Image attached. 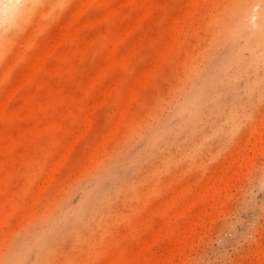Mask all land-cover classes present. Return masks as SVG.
Masks as SVG:
<instances>
[{
  "label": "rangeland",
  "instance_id": "1",
  "mask_svg": "<svg viewBox=\"0 0 264 264\" xmlns=\"http://www.w3.org/2000/svg\"><path fill=\"white\" fill-rule=\"evenodd\" d=\"M89 1L8 38L0 264H264V58L210 83L235 0Z\"/></svg>",
  "mask_w": 264,
  "mask_h": 264
},
{
  "label": "bare ground",
  "instance_id": "2",
  "mask_svg": "<svg viewBox=\"0 0 264 264\" xmlns=\"http://www.w3.org/2000/svg\"><path fill=\"white\" fill-rule=\"evenodd\" d=\"M48 0H45V2ZM85 1V0H84ZM243 1V2H242ZM249 1L251 2V0H235L234 1V9H233V13L232 16L230 15V18L228 19V21L226 23L229 24V33L227 35V40H229L230 44H231V48L232 51L236 48V40L239 37V35L244 31L247 32L248 36L247 39L244 43V45L240 48H236L235 52L232 54H229L227 62L226 59L221 62L218 61L217 64L219 65V70L218 73L219 74H215L216 76H214V78H211V82L210 83H216L217 79L222 78L223 74L228 75L229 72V68L232 66H236V67H240V65H242L243 63V59H242V50H248L252 53L253 59L251 60V62L256 59L255 54L257 52L260 53V57L264 58V11L260 12V13H256V11L258 10V6L255 9V13L253 12L252 6L250 5ZM87 2V1H86ZM92 2L91 0L89 1V3ZM263 4H264V0H262ZM86 4V3H85ZM244 5V9L242 10L240 5ZM232 5V4H231ZM261 5V4H260ZM47 6H49L47 4ZM45 6V8L47 7ZM240 8H239V7ZM262 6V5H261ZM5 11L8 10V6L5 5ZM43 7H41L42 9ZM243 8V6H242ZM48 9V8H47ZM46 9V10H47ZM262 9V8H261ZM40 10V9H39ZM45 10V11H46ZM225 10V9H224ZM42 11V10H40ZM44 11V12H45ZM47 12V11H46ZM76 12V11H75ZM258 12V11H257ZM42 13V12H41ZM82 13V11H81ZM40 14V13H39ZM45 14V13H43ZM83 14V13H82ZM230 14V13H229ZM38 15V14H37ZM228 15V14H227ZM227 18V17H226ZM36 19H41L40 16ZM256 19V21H254ZM35 20V21H38ZM42 20V19H41ZM40 22V20H39ZM38 22V23H39ZM222 22V21H220ZM42 23V21L40 22ZM225 23V24H226ZM35 24V23H34ZM36 25V24H35ZM40 25V24H39ZM223 25V24H222ZM35 27V26H33ZM37 27V26H36ZM40 27V26H39ZM39 27L37 28V30L39 31ZM219 27V26H218ZM228 27V26H226ZM79 30V28L77 29V31ZM73 34V33H72ZM27 36V35H25ZM28 37V36H27ZM71 37V36H70ZM33 38V37H32ZM22 40V39H21ZM26 41V40H25ZM34 42V41H33ZM20 43V42H19ZM23 42H21L22 44ZM20 44V45H21ZM229 44V45H230ZM23 47V46H22ZM21 47V48H22ZM18 50V49H17ZM16 50V51H17ZM51 49H49L50 52ZM52 51V50H51ZM23 54V53H22ZM50 54H52L50 52ZM70 55V54H69ZM66 56V55H65ZM68 56V55H67ZM42 60V59H40ZM220 60H222V58H220ZM44 61V60H43ZM114 61V60H113ZM39 62V61H38ZM250 62V63H251ZM33 63V62H32ZM42 65V63H40ZM38 64L36 70L41 68V65ZM33 65V64H32ZM211 65V64H210ZM40 66V68H39ZM209 69V68H207ZM206 69V70H207ZM212 69V68H211ZM34 70V69H33ZM32 70V71H33ZM217 70V69H216ZM37 71V72H38ZM211 71L208 70L206 71V73L203 75L202 79L200 80V83L196 84L194 86V88L192 89V92H190L189 94H187L188 96L184 99V101L181 103L178 113H182L185 111H189L190 112V118H188V120H190L189 122L191 123L192 121L196 120V118L198 117V113L201 112V106L210 98L209 95V89H208V80L207 78L210 76ZM36 74V73H35ZM212 74V73H211ZM212 77V76H211ZM217 77V78H215ZM220 81V80H218ZM11 93V92H10ZM8 94V93H7ZM10 95V94H9ZM209 97V98H208ZM6 103V102H5ZM4 105V104H3ZM6 105V104H5ZM1 107V106H0ZM3 107V106H2ZM1 107V108H2ZM4 107L2 108L3 111ZM0 111V113L2 112ZM36 121V120H35ZM38 123V122H37ZM121 124V123H120ZM153 138V144L157 143L160 141L161 135L160 133H155ZM3 154V153H2ZM63 160V159H62ZM92 200V199H91ZM89 200V201H91ZM43 236L45 237V235L40 236L38 239L43 238ZM12 264V263H11Z\"/></svg>",
  "mask_w": 264,
  "mask_h": 264
},
{
  "label": "clouds",
  "instance_id": "3",
  "mask_svg": "<svg viewBox=\"0 0 264 264\" xmlns=\"http://www.w3.org/2000/svg\"><path fill=\"white\" fill-rule=\"evenodd\" d=\"M51 8L41 19L50 25L63 13L70 0H48ZM45 0H0V64L8 54L12 40L9 37L22 34L29 27ZM5 5L8 10L5 11Z\"/></svg>",
  "mask_w": 264,
  "mask_h": 264
}]
</instances>
